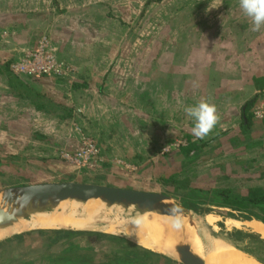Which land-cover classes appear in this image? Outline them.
<instances>
[{
  "label": "rangeland",
  "instance_id": "rangeland-1",
  "mask_svg": "<svg viewBox=\"0 0 264 264\" xmlns=\"http://www.w3.org/2000/svg\"><path fill=\"white\" fill-rule=\"evenodd\" d=\"M57 1L56 4L54 0H0V64H10L8 72L0 73V189L72 180L163 193L198 206L191 209L193 213L206 215L208 221L215 223L217 230L213 234H221L235 241L240 255L264 260V239L246 223L240 227L227 225L229 219L246 220V215L216 205L220 199L212 192L229 188L247 195L250 189L264 186V135L259 134L260 130H264V115H256L261 113L264 91L262 94L256 87L255 78L252 81L258 91L256 94L260 96L256 98L257 104L249 110V113L257 116H254L250 130L242 131L241 124L234 126L227 135L206 147L201 155L204 160L190 169H186V160L180 148L189 144V139L210 141L223 133L195 139L192 128L177 126L180 124L176 125L169 117H163L167 124L165 126L162 119L156 118L167 129L155 127L159 123L155 124L152 119L147 122L142 134V145L148 148L147 151L144 154L140 153V149L124 151L109 145V124L112 126L110 138L115 139V144L121 145L123 138L129 141L131 147L133 142L130 140L141 130L135 121L137 119H130L132 126L121 134L118 132L120 128L115 125L118 124L116 118L111 117L109 122V113H104L106 117L102 114L104 119L97 122L96 126L87 110L80 108L81 105H77L75 100H67L69 86L73 84L76 88L77 81L85 80L90 86L94 81L109 80V64L112 68L117 66L126 70L133 62L137 63L139 52L144 53L141 59L146 60L149 57L152 60L157 53L166 52L167 46L174 41L172 33L175 30L216 31L217 25H212L213 18L205 19L203 24L196 20L197 9L201 6L207 8L205 4L213 0ZM211 4L213 10L220 9L221 18L227 17L228 22L229 18L235 16L239 17L238 22L248 18L240 8L239 0H216V4L214 1ZM207 12L208 15H214L211 10ZM28 14L37 16L29 17ZM236 25L234 23L233 27L236 28ZM57 32L64 37H71L72 47L77 50H90L93 54L98 53V56L104 54L103 63L98 64L100 71H96L97 76H90L86 80V77L74 72L65 77H27L13 70L12 64L25 50L36 48L43 36H48L54 45L56 42L60 44ZM203 42L195 39L193 46L200 47ZM113 50L129 54L109 55ZM214 72H210L212 77L216 75ZM161 73L165 77L163 85L176 75L169 72L168 68ZM155 74L152 72L151 80ZM180 78L179 88L171 87L168 96H163L167 99L163 108L171 107L168 101L170 97L177 102L183 114V108L188 106L184 101L196 100L198 90L192 88L186 91L185 79L181 78L180 82ZM105 88L109 91V86ZM150 89L147 94L153 95L154 87ZM80 109L83 111H78ZM47 114L50 115L48 119ZM67 114L72 116L65 119L58 117ZM121 114V111L115 112L117 116ZM163 114L168 116L169 113ZM24 115L29 117L25 118ZM188 122V125L193 122L190 117ZM218 129L221 130V127ZM42 131H49V135ZM34 134H41L45 138H35ZM83 136L92 138L100 150L93 165L90 161L80 164L75 162ZM31 139L38 142L31 146ZM68 142L76 144L67 147ZM36 144L50 149L43 150ZM201 199H207L208 202H198ZM92 206L95 207H88ZM106 221L108 219L99 221L103 229L70 230L87 233L69 237L49 238L47 232L51 230L38 226L29 233L24 231L22 235H11L0 241V264H176L172 259L121 236L126 227L121 228L119 222ZM130 236L132 239L133 235Z\"/></svg>",
  "mask_w": 264,
  "mask_h": 264
},
{
  "label": "crops",
  "instance_id": "crops-1",
  "mask_svg": "<svg viewBox=\"0 0 264 264\" xmlns=\"http://www.w3.org/2000/svg\"><path fill=\"white\" fill-rule=\"evenodd\" d=\"M213 1L216 4V0ZM212 2L205 4L207 8L201 6L197 9L198 13H196V20L198 19V21L203 24L205 19L210 20L213 18L212 25H217L216 31L214 29L203 33L195 30L189 31V29H185L184 31L175 30L172 33L174 41L167 46V51L157 53V56H154L152 60L150 59L151 57L147 58V60L145 58L141 59L144 53L139 52L137 53V56H139L138 59H136L137 63L134 64L133 62L129 69L123 70L117 68V66L112 68V65L109 64V80L107 78L105 80H100V82H93L90 80L89 82H93L90 86H88L85 80H81L79 82L77 81L78 85L76 84V88L73 84L69 86L67 100H73L72 102L75 100L77 105H81L80 108L87 110L90 115V120L95 122L96 126L98 125L97 122L104 119L103 116L106 117L104 113H109V122L111 117L116 118L115 121L118 124L115 125L120 128L118 132L124 134L125 131L128 130L127 128L132 126L130 119H137L135 121L141 130L136 134L134 139L130 140L133 142V146L130 147L128 145L129 141L123 138L121 139V145H116L115 139L110 138L112 130L111 124H109V145L111 144L113 147H119L124 151L132 150L134 152L140 149V153L144 154L148 148L142 145L144 141L142 134L147 122L151 121V119L155 124L159 123V126H154L160 129L163 127L161 126L162 122H164L163 125L167 126L165 123L166 120H163V117L165 119L169 117L176 125L180 124L177 126L193 128V122L191 125H188L189 117L186 116L185 112L181 114L182 110L178 109L177 102L173 101L170 97H168V101L171 107L169 109L163 108V103L167 102V99L163 98V96H168V90H170L171 87L179 88L180 77L185 79L183 82L185 83L186 91H190L192 88H197L198 90L197 99L185 100V103L183 102L185 105H192L198 100L205 98H211L217 105L220 120L209 136L215 133H227L231 128L242 123L246 102L254 99L257 95L256 93H258L252 79L264 77V27H262L260 31L254 32L251 30L252 24L249 18L244 19L243 17L244 20L238 22L239 17L237 16L233 19L229 18L228 22L227 17L221 18L220 9H212ZM208 10H211L214 15H208ZM27 16L36 17L37 14H28ZM207 16H210V18ZM234 23L237 24L236 28L233 27ZM219 27H221V29H218ZM65 32L68 33V31ZM56 36L61 41L60 44L57 42L56 45L51 44L53 52L60 60L75 66L78 75L81 74V76L86 77V80L90 76H97L96 71L99 70L98 64L103 63L104 54L98 56V53L93 54L90 50H77L75 47H72L73 41H71V37H64L62 33L59 32H57ZM189 39H191V41ZM195 39L203 40V45L200 47L193 46V40ZM184 41L185 43H183ZM26 51L28 50H25L23 54ZM115 51L116 50L109 52V55L129 54V52L125 53L126 51L122 53ZM124 60L128 61L129 59L125 58ZM139 60L140 62H138ZM147 61L149 62L146 63ZM166 68H168L169 72H174L176 75L172 76L171 79L163 85L165 77L161 71ZM152 72L156 74L155 78L151 80L150 77ZM210 72H214L216 74L215 77H212ZM181 78L180 82H182ZM26 82L30 83L29 81ZM57 85L60 86L61 84L57 83ZM108 86L109 91L105 88ZM151 86L154 87V91H152L153 95L147 94V90H151ZM122 103L135 105L136 107L124 106ZM119 105L121 107H119ZM164 105L166 106V104ZM30 107L31 106H29V108ZM260 108H262L261 112H263L264 100ZM78 111L83 110L80 109ZM117 111H121L123 114L117 116L115 115ZM75 112L76 110L74 113ZM96 112H98V114ZM163 112H168V116L163 114ZM24 116L25 118L29 117V115ZM46 116L47 119L50 118L49 114ZM58 117L59 119H65L69 117V115H60ZM156 118L163 120L161 124ZM262 121H264V119ZM114 123L115 122H113V124ZM219 126L221 130L218 129ZM170 127H172V125H170ZM163 128L167 129V127ZM47 132L42 131L45 135H49V131ZM259 134L264 135V130H260ZM31 141V146H34L35 143L38 142H33L32 139ZM72 144L76 143L74 142ZM72 144L68 142L67 147ZM38 146L43 150L50 149L45 145ZM109 150H111L110 146ZM231 220L235 222V224L233 223L234 225L238 226L237 223L242 225L245 222L250 223L254 219L250 220V222H240L239 220L233 219H230V222H232ZM43 229L57 230L63 228ZM31 231L32 230L29 229L25 230V232ZM23 233L24 231L18 234ZM225 233L227 234V232ZM254 233L264 239V236L258 232L254 231ZM132 239L134 242L138 243L137 240L134 238ZM257 262L260 263L258 260Z\"/></svg>",
  "mask_w": 264,
  "mask_h": 264
},
{
  "label": "bare ground",
  "instance_id": "bare-ground-1",
  "mask_svg": "<svg viewBox=\"0 0 264 264\" xmlns=\"http://www.w3.org/2000/svg\"><path fill=\"white\" fill-rule=\"evenodd\" d=\"M89 205H95V207H88ZM105 219H108L107 223L119 222L120 227H126V231L130 233L126 234L127 232L123 230L124 232L120 235L128 238L133 235L139 244L162 255H175V246L182 240L191 248L198 264H261L249 255H240L238 253L239 247L222 238L198 233L196 226L190 224L192 220L199 226L217 230V225L208 221L206 215L197 214L193 217L174 219L154 211L140 210L134 206L108 205L105 203L83 206L61 205L54 212L39 213L31 219L20 220L12 227L0 230V241L37 226L70 230L92 229L93 227L103 229L104 227L100 222H104ZM233 223L235 224L229 219L227 225L234 227L241 225L237 223L238 226H236ZM245 223L255 232L264 236V224L261 221L253 220L250 223Z\"/></svg>",
  "mask_w": 264,
  "mask_h": 264
},
{
  "label": "water",
  "instance_id": "water-1",
  "mask_svg": "<svg viewBox=\"0 0 264 264\" xmlns=\"http://www.w3.org/2000/svg\"><path fill=\"white\" fill-rule=\"evenodd\" d=\"M95 203L134 206L140 210L154 211L174 219L196 215L191 210L192 208L188 207L182 200L159 192L93 182L47 181L0 189V230L12 227L20 220L31 219L39 213L54 212L61 205L71 206L75 204L83 206ZM192 221L190 224L196 226L198 233L222 238L238 247L237 243L227 238V236L215 235L213 232L216 231L199 226ZM244 221L250 220L246 219ZM242 251L250 254L243 249ZM174 253L175 255L164 256L172 259L176 264H198L191 248L182 240L176 244Z\"/></svg>",
  "mask_w": 264,
  "mask_h": 264
},
{
  "label": "trees",
  "instance_id": "trees-1",
  "mask_svg": "<svg viewBox=\"0 0 264 264\" xmlns=\"http://www.w3.org/2000/svg\"><path fill=\"white\" fill-rule=\"evenodd\" d=\"M54 2L57 4V0H54ZM10 64H0V73H5L9 71ZM255 85L261 91L263 94L264 91V77L255 78ZM78 85V84H77ZM75 85V86H77ZM254 99L246 102L245 104V110L243 112V121H242V131H248L250 130L253 122H254V114L249 113V110L257 104L256 98H259L258 95H256ZM72 114V113H71ZM69 116H72V115ZM227 133H223L220 136H217L216 138L208 141H194L189 139V144H186L185 146H182L180 148L182 156H184L186 162L185 165L187 166L186 169L193 168L196 166L200 161H203L204 159H201V155L204 153V149L208 146H210L215 141L219 140L223 136L227 135ZM35 138L38 139H44L45 137L41 134H34ZM234 141L235 138H234ZM213 194L216 195L217 198L220 199V201L216 204L218 206L231 208L233 210L239 211L242 214H245V219H257L264 223V188H252L249 190L247 195L241 194L239 191H234L229 188L225 189H215L212 190ZM195 201V200H194ZM197 202V201H196ZM201 203L208 202L207 199H201ZM188 207L190 208H198V206H195V204H190L188 202H185ZM205 212H208V210H205ZM231 217H235L233 214H230ZM54 234L58 233H64V235H71V233H76L77 231H70V230H64L65 232H62V230H54ZM61 231V232H60ZM29 233V232H27ZM52 234V233H51ZM20 235V234H19ZM22 235V234H21ZM245 251V250H244ZM254 256V255H253ZM255 257V256H254ZM257 258L258 261L264 264V260ZM124 264H132V263H124Z\"/></svg>",
  "mask_w": 264,
  "mask_h": 264
},
{
  "label": "built area",
  "instance_id": "built-area-1",
  "mask_svg": "<svg viewBox=\"0 0 264 264\" xmlns=\"http://www.w3.org/2000/svg\"><path fill=\"white\" fill-rule=\"evenodd\" d=\"M12 68L17 74L27 77H65L76 72L72 65L60 60L56 56L48 36H43L36 48L26 51L19 57L12 64ZM260 114L259 117H263V112ZM99 153L100 150L94 140L88 136H83L82 146L75 155V162L80 164L81 162L90 161L93 162V165Z\"/></svg>",
  "mask_w": 264,
  "mask_h": 264
},
{
  "label": "clouds",
  "instance_id": "clouds-1",
  "mask_svg": "<svg viewBox=\"0 0 264 264\" xmlns=\"http://www.w3.org/2000/svg\"><path fill=\"white\" fill-rule=\"evenodd\" d=\"M239 6L252 24V31L258 32L264 27V0H239ZM186 116L193 121L192 136L204 139L217 126L220 116L217 105L211 98L200 99L184 107ZM257 115H261L257 113ZM166 149V148H165Z\"/></svg>",
  "mask_w": 264,
  "mask_h": 264
},
{
  "label": "flooded vegetation",
  "instance_id": "flooded-vegetation-1",
  "mask_svg": "<svg viewBox=\"0 0 264 264\" xmlns=\"http://www.w3.org/2000/svg\"><path fill=\"white\" fill-rule=\"evenodd\" d=\"M244 110H245V106H244ZM244 112V111H243ZM257 115V114H256ZM256 115H254V116H256ZM258 116V115H257ZM256 116V117H257ZM242 121H243V117H242ZM241 125H242V123H241ZM242 127V126H241ZM185 146V145H184ZM255 188H257V187H255ZM258 188H264V186H262V187H258ZM222 207V206H221ZM57 230H62V232H65L64 231V229H57ZM54 230H51V231H49V232H47V233H49V235H48V237L50 238L51 236H55V237H57V236H64V237H69V236H72V235H75V234H77V233H87V232H76V233H71V235H64V233H58V234H54ZM61 232V231H60ZM52 233V234H51ZM44 234H46V233H44ZM148 251V250H147ZM132 264H134V263H132Z\"/></svg>",
  "mask_w": 264,
  "mask_h": 264
}]
</instances>
